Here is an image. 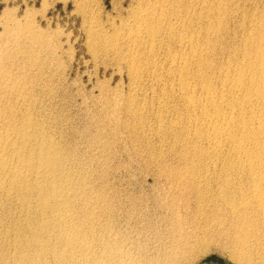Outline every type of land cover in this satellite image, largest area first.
I'll return each mask as SVG.
<instances>
[{"label":"rangeland","instance_id":"1","mask_svg":"<svg viewBox=\"0 0 264 264\" xmlns=\"http://www.w3.org/2000/svg\"><path fill=\"white\" fill-rule=\"evenodd\" d=\"M149 1L0 0V167L17 160L16 153L24 160L53 156L62 174L56 187L79 184L84 194L73 198L68 192L69 217L64 222L55 213L54 239L47 244L48 237L41 235L37 247L29 243L28 226L20 227L32 223L31 217L37 221L34 198L24 206L17 198L0 197V259L10 264L19 255L25 264H149L148 259L171 264L174 254L179 264H245L225 236L228 205L238 196L217 202L216 210L202 202L199 211L195 194L182 184L180 175L190 166L196 144L185 140L195 132L192 123L186 124L194 112L178 100L191 95L201 101L200 86L211 82L219 89L220 73L245 60L253 23L264 21V0ZM148 7L157 11L153 19L145 16ZM40 144L52 147L39 150ZM198 144L200 150L203 144ZM204 224L205 235L200 233ZM61 226L74 229L70 235L81 237V244H61ZM77 229L80 235L74 234ZM39 244L50 251L36 256Z\"/></svg>","mask_w":264,"mask_h":264},{"label":"bare ground","instance_id":"2","mask_svg":"<svg viewBox=\"0 0 264 264\" xmlns=\"http://www.w3.org/2000/svg\"><path fill=\"white\" fill-rule=\"evenodd\" d=\"M154 2L155 1H153L152 3H154ZM146 3H147V1H146ZM145 9L147 12V8H145ZM142 10H144V9H142ZM142 10L140 9V11H142ZM155 11H156L155 8H152V9L148 10V13H145L146 14L145 16L146 17L150 16V18L153 19L154 18L153 14L155 13ZM137 14H139V13L137 12ZM137 14H136V16H139ZM177 14H179V13H177ZM183 14H184V12H183ZM175 15H176V13H175ZM175 15H174V17H175ZM169 16H171V15H169ZM169 16H167V17L170 18ZM172 16H171V18H172ZM189 16H191V15H189ZM177 17H180V16H177ZM177 19H175V20H177ZM186 19H187V17H186ZM186 19H183L181 21H184ZM188 19H189V17H188ZM261 19H262V17H261ZM135 20H137V19H135ZM262 20H264V19H262ZM137 22L140 23L139 21H137ZM151 22H153V20ZM144 23H146V22H144ZM147 23H148V21H147ZM175 23H176V21H175ZM159 24H161V22ZM144 26H147V25H144ZM136 27H138V26H136ZM252 27H253V29L251 30V32L248 36L247 48H245L246 49L245 60H243L242 63L237 64L233 68L227 69L226 71L220 73V76L217 77V79L220 83L219 89H218V86H217V88L213 87L211 85V82H209L208 80H206V81H208L210 84L209 83L203 84L202 81H204L203 80L204 77L199 76L198 77L199 81H198V78H197V81L200 82L202 80L201 83L203 84L202 86H200L201 83L198 84L200 86L199 96L201 97V101L198 100L199 97H198V99H196L197 96H195L196 97L195 98L194 96H191V95L190 96L182 95L178 100V102H180V104L182 103L181 107H184V109H186L187 112L188 111L194 112V116H195V112L196 113L198 112V114H196V117H194L193 115L191 116L189 114H188L189 116L186 117V120H187L186 124L189 126L192 123L195 127V132L192 134V140L189 137H188L189 140L185 139L188 141L187 144L190 143V145H191V143H194L197 145L199 143L198 145L203 144L202 147L204 145H206V148H207V150L205 148V149H203V151H201L202 147H200V150H199V149H197L198 146L196 147V145H194L195 150L191 151L192 153L190 152L191 153L190 154L191 161H190L189 167L187 166L188 161L186 160L187 159L186 156H188V155L186 154L183 158L185 162L187 161L185 163L186 164L185 166H187L188 168L186 169L184 174L180 171L182 173V175H180V177H183L182 184L184 186H188L190 188V190L195 194V196H193V197H196L197 201L199 202V205H198V202L196 201V203L198 205V206H196V209L199 211L203 210V208H202L203 206L200 205V203H202V202L208 204L207 206L211 205L213 207L212 209L216 210L217 209V202H220V201L222 203H224L226 201L231 202V200H234V198L238 196L239 200L237 201L236 204L230 203L228 205L229 210H230L229 211L230 222H228L229 223V230H228V232H226L225 236H228L230 242L232 244H234L235 247L239 248V251H238L239 260L242 259V261L245 264H264V21H259V22L257 21V23L256 22L253 23ZM172 32H173V30H172ZM191 34H193V33H191ZM149 36H151V35H149ZM181 36L182 35H180V37ZM167 37H169V36L167 35ZM149 38H151V37H149ZM152 38H154V37L152 36ZM182 39L183 38L181 37V42H182ZM245 43H246V41H245ZM187 44L189 46V43H187ZM183 45H185L184 41H183ZM181 46H182V44H181ZM245 47H246V45H245ZM202 53H203V50H200L198 52V56L203 55ZM198 61H199V59H198ZM202 64H203V62H202ZM198 65L199 64H197V66ZM200 66H202V65H200ZM198 68H199V66H198ZM214 79L216 80V78H214ZM212 80L213 79H211V81ZM212 84H214V83H212ZM194 88H195V86H194ZM183 90H185V88H183ZM183 92H185V91H183ZM164 98H161V101L164 104V106H166V108H168L167 107L168 104L164 100ZM167 101L170 102L168 99H167ZM171 101H173V100L171 99ZM176 103L177 102H175V104ZM176 108H178V107L176 106ZM180 111H181V109H180ZM180 116H181V114H180ZM49 146L52 147L51 144L47 145V146L40 144L39 150H45L46 149L48 151L51 149V148L47 149ZM181 151H179V152L181 153ZM181 154L183 155V153H181ZM180 157H181V155H180ZM16 159L17 160H15L13 162H7V165L5 167L4 166L0 167V197H1V199L3 197L5 199L17 198V199H19V201L21 200V203H23L24 206L26 203L30 204L31 201L29 202L28 199L33 197L34 198L33 205L32 204H30V205L33 206L32 207V208H34L33 211H34L36 217H38V218H36L37 221L32 220V217H31L32 223L27 222L29 224H27V223L24 225L22 224L20 227H21V229H25L28 226L27 229L29 230V233H32L31 237L29 236L30 237V239H29L30 244H33L36 246V244L38 243L37 240H38L39 236H41V235L48 237L49 241H46V242H48L47 244H49V242L52 241V238L54 235L53 232L55 231V224H54L55 213L60 215V219L62 221L66 222L67 216H68L66 212L68 211V204H69L68 192L70 191L71 197L74 198V196H78L80 198V197H82V195L84 196L83 192L81 191V188H83V187H81L79 184H72L70 186L69 185L67 186L66 184H61L60 187H56V185L59 182H62V174H60L61 169L59 166L60 165L59 159H56L53 156L43 157V159L33 158V159L24 160L21 158L20 153H16ZM180 160H182V157L180 158ZM244 176H245V193H244L243 189L240 187V184H241ZM243 181H244V179H243ZM72 187H74V188L71 189ZM205 191H206V193L208 192L210 194L208 197H206ZM186 198H187V196H186ZM184 200H185V198H184ZM187 200L188 199H186V201ZM185 204H186V202H185ZM187 205H188V203H187ZM26 207H28V206H26ZM205 207H206V205H205ZM200 214H202V212H200ZM202 216H203V214H202ZM29 218H28V220H30ZM64 218H66V220H64ZM19 222H20V220H19ZM21 223H23V221H21L20 224ZM15 224H16V222H15ZM17 224H18V222H17ZM168 224H169V222H168ZM205 224H204V227L202 228V231H200V233L204 234V235H205V232L208 231ZM220 224H221V222H220ZM76 228H78V227H76ZM79 228H80V226H79ZM61 229H62V226H61ZM61 229L59 231V234L57 235V238L59 239V242L61 244H63L64 246L68 245L70 247L73 246V245L71 246V244H73V243H76V244L80 243L81 244L82 238L78 236V235H80V232H78V229L76 231H74V234H75V232L79 233V234L76 233V234H78L77 235L78 237H75V238H73L74 235L73 236L70 235V233L71 234L73 233L72 231L74 229L71 230L70 228H68V226H67V229L66 228H64L62 230ZM19 232H20V230H19ZM106 232H109V231H106ZM104 233H105V231H104ZM185 234H187V233H185ZM127 235H126V237H127ZM81 236H83V235H81ZM130 236H129V238H132ZM175 239H176V237H175ZM201 239L198 237L197 241L199 242V245H201L204 249L207 247V245L204 244L201 241ZM19 240L21 241V239H19ZM190 240H191V238H190ZM15 241L17 242L18 240H14V242ZM112 241H113V239L111 240V242ZM120 241H123V240H120ZM120 241H118V242L120 243ZM42 242H44V241L42 240ZM195 242H196V240H195ZM40 243H41V239H40ZM107 243H108V241H107ZM47 244L46 245H40L39 244L40 246L38 247V249L36 248L37 249V253H35L36 256H40L42 253L50 251V247H48ZM193 244H192V246H193ZM2 245L4 247V244H2ZM18 246L19 245H17V247ZM23 246L20 245V247H22V248H23ZM102 246H103V244H102ZM112 246H113V244H112ZM112 246H111V248L114 249ZM188 246L191 247V245H189V244H188ZM29 248H32V247L29 246ZM115 248H117V247H115ZM175 249L177 250V248H175ZM181 250H178L176 252L180 253ZM67 251H68V249H67ZM188 252H189V254L191 252V254L194 255V253H192V250L188 251ZM181 254H182V252H181ZM189 254L185 253V256L186 255L188 256ZM111 255H115V254H111ZM173 255L171 254V256L173 258H175L176 260H177V258H179L178 255H175V256H173ZM109 256H110V254H109ZM122 256H123V254H122ZM4 257H6V256H4ZM21 257L22 256L19 255L17 258H19L20 260H16L14 263L11 262V264H25L24 262H22ZM31 257L33 259L35 256L33 257L31 255ZM158 257H160V256H158ZM167 257L164 258V260L165 259L167 260ZM24 258H25V255L23 256V259ZM111 258H112V256H111ZM118 258H120V256H118ZM127 258H128V255H127ZM169 258H171V257H169ZM139 259H141V258H139ZM152 259H150L151 262L154 261L155 257ZM156 259H157V257H156ZM175 259L174 260L172 259V260L175 261ZM6 260H5V258L0 259V264H10L8 261L6 262ZM121 260H123V258ZM159 260H157V261H159ZM164 260H162V262H164ZM111 261L114 263L113 260H111ZM126 261L127 260H125V262ZM128 261H129V259H128ZM128 261H127V263H128ZM148 261H149V259H148ZM148 261L146 263L150 264V262H148ZM173 261H171V264H173L172 263ZM162 262H160V263H162ZM176 262H178V260ZM120 263H122V262L120 261ZM31 264H33V261H31ZM178 264H179V262H178Z\"/></svg>","mask_w":264,"mask_h":264}]
</instances>
